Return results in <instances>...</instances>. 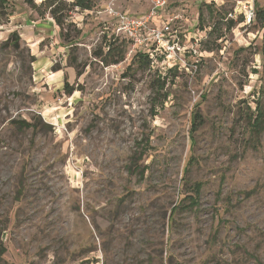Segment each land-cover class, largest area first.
<instances>
[{
	"label": "rangeland",
	"instance_id": "obj_1",
	"mask_svg": "<svg viewBox=\"0 0 264 264\" xmlns=\"http://www.w3.org/2000/svg\"><path fill=\"white\" fill-rule=\"evenodd\" d=\"M111 1L70 44L22 1L0 13V264H264V0H168L182 70L136 57ZM110 42L124 62L96 58Z\"/></svg>",
	"mask_w": 264,
	"mask_h": 264
},
{
	"label": "built area",
	"instance_id": "obj_2",
	"mask_svg": "<svg viewBox=\"0 0 264 264\" xmlns=\"http://www.w3.org/2000/svg\"><path fill=\"white\" fill-rule=\"evenodd\" d=\"M151 8L145 17H133L116 9L111 1L104 13L113 20L114 34L127 40L136 53L144 54L152 64L164 60L169 67L178 70L189 69L186 48L181 44L179 33L174 29L178 16L169 14L161 22L167 10L168 0H147ZM256 19L254 6L246 10L245 24Z\"/></svg>",
	"mask_w": 264,
	"mask_h": 264
},
{
	"label": "trees",
	"instance_id": "obj_3",
	"mask_svg": "<svg viewBox=\"0 0 264 264\" xmlns=\"http://www.w3.org/2000/svg\"><path fill=\"white\" fill-rule=\"evenodd\" d=\"M9 0H0V13H2L3 7H6ZM22 1L24 4L29 6L33 11H36L40 16L44 14H49V16L54 21L55 25L59 28V36L63 41H66L68 44L73 43L80 31L76 28L73 22L66 24L70 21L72 14L76 10L80 11H92L95 7L94 0H74L68 3L65 0H44L40 4H37L36 0H14ZM67 25L68 29H65ZM73 27V28H72ZM75 33L72 36V33ZM96 55V58L100 59L101 62L106 66L118 65L125 61L127 55V46L125 43L117 44L116 42H110L107 52H99ZM141 56L146 58V61L150 63V60L141 53H137L136 57ZM199 114H194L193 117V127L191 133H195L198 129ZM12 124L18 129H26L34 127L33 124L24 122V121H13ZM264 120L263 113L259 112L256 118L253 120L252 127L256 135H260L263 128ZM201 184H196L193 186L194 195L189 198L190 203L183 207L192 208L198 203V197L201 191ZM184 202H181V205Z\"/></svg>",
	"mask_w": 264,
	"mask_h": 264
},
{
	"label": "crops",
	"instance_id": "obj_4",
	"mask_svg": "<svg viewBox=\"0 0 264 264\" xmlns=\"http://www.w3.org/2000/svg\"><path fill=\"white\" fill-rule=\"evenodd\" d=\"M149 2V1H148ZM118 9V8H117ZM119 10V9H118ZM133 16V15H132Z\"/></svg>",
	"mask_w": 264,
	"mask_h": 264
}]
</instances>
